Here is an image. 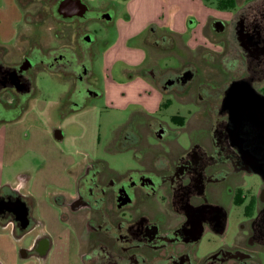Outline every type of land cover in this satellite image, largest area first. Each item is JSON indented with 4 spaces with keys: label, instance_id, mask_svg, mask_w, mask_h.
I'll use <instances>...</instances> for the list:
<instances>
[{
    "label": "flooded vegetation",
    "instance_id": "flooded-vegetation-1",
    "mask_svg": "<svg viewBox=\"0 0 264 264\" xmlns=\"http://www.w3.org/2000/svg\"><path fill=\"white\" fill-rule=\"evenodd\" d=\"M61 1L51 9L65 24L90 13L81 0L84 16L63 18L57 13ZM199 1L207 12L200 35L208 45L192 48L167 28L151 27L142 39L143 59L150 61L136 72L161 94V103L143 114L145 123L123 126L106 148L111 155L130 153L132 166L117 171L95 156L67 168L73 192L53 202L72 235L78 264H264V173L256 171L264 172V163L245 141L247 128L239 129L234 120L257 115L260 120L251 126L264 140V0ZM50 3L15 0L21 19L11 46L0 41V96L17 104L30 92L32 73L46 70L71 77L73 89L62 102L77 112L73 106L83 100L75 93L78 84L95 95L91 56L73 50L80 39L93 41L90 32L81 24L71 41L68 30L60 29L50 49L33 35H18L20 23L45 17ZM13 49L22 51L20 59L5 61ZM171 54L180 68H160L156 60ZM172 106L174 113L163 120L161 113ZM246 174L259 179L255 193L245 188ZM20 203L28 212L26 228ZM31 209L16 191L0 190V224L25 233L33 222ZM205 237L214 244L207 251ZM47 250L42 236L28 253Z\"/></svg>",
    "mask_w": 264,
    "mask_h": 264
},
{
    "label": "rangeland",
    "instance_id": "rangeland-1",
    "mask_svg": "<svg viewBox=\"0 0 264 264\" xmlns=\"http://www.w3.org/2000/svg\"><path fill=\"white\" fill-rule=\"evenodd\" d=\"M57 1L51 0L46 5L49 9L45 17L32 18L28 14L30 20L27 24L24 20L20 23L18 35L20 31L33 35L41 40L45 49H50L58 44L54 33L67 29L69 39L73 41L78 26L83 24L93 41L86 43L80 39L76 46H71L75 52L79 50L91 56L93 77L90 83L95 95L85 93L84 85L78 84L75 93L81 94L83 100H77L80 101L79 107L73 108L80 110L68 111L69 106L64 107L62 101L72 87L71 77L38 70L32 73L30 92L22 97L23 106L0 116L5 121L13 118V122L3 123L7 126L3 179L10 189L31 203L33 220L25 233L13 225L2 228L4 222L0 224V264H78L72 251V235L53 202L58 194L73 192L74 179L67 168L95 156L117 171L131 167L130 153L111 155L106 150L108 143L119 135L123 126L145 123L143 114H152L153 108L161 103V94L151 90L146 79L136 71L150 61L148 57L143 59L147 48L142 39L156 22H150L148 17L154 16L161 5L169 6L172 0H83L90 10L89 15L85 20L66 24L51 9ZM188 1L194 11L183 15L186 16V29L192 31L201 21L204 22L195 14L198 6L192 3L204 8L199 0ZM172 6L171 12L181 11V7ZM28 10L29 7L23 8L25 13ZM104 12L107 18L99 20ZM187 39L189 37L185 35L184 40ZM199 39L200 44L208 45L206 39ZM189 40L190 45L196 43ZM21 55L22 51L13 49L5 61L16 62ZM156 62L160 68H180L175 54L160 57ZM174 109L170 107L160 117L167 121ZM56 131L62 133L60 140L54 138ZM244 176L245 188L255 193L258 177ZM42 236L48 239V250L43 254L29 255L36 240ZM213 245L211 237H205L202 250L207 251Z\"/></svg>",
    "mask_w": 264,
    "mask_h": 264
},
{
    "label": "crops",
    "instance_id": "crops-1",
    "mask_svg": "<svg viewBox=\"0 0 264 264\" xmlns=\"http://www.w3.org/2000/svg\"><path fill=\"white\" fill-rule=\"evenodd\" d=\"M169 6L161 5L159 9L156 11V14L154 16H149L148 19L150 22H156L155 25L151 26L157 31L160 29L167 28L169 31H172L184 38V36H188L189 39L192 41H195L196 43L194 45H190V40L188 39V45L192 48L202 45L200 44V39L202 36L200 35V29L203 25V22L201 21L199 27L195 30L189 31L187 28V21L186 16L188 13H191V11H194L190 7V2L188 0H172L169 2ZM193 5H197L198 8L195 9L198 14V16L203 20L204 19V11L201 8V5L192 3ZM172 5H177L181 7V11L183 9V12L177 11V12H171ZM182 5V6H181ZM212 13V12H210ZM203 14V16H202ZM21 17L18 11V8L15 4V0H0V41L3 43L10 42L15 37V30L16 26L19 23ZM186 21V23H185ZM199 24V23H198ZM139 49V48H138ZM3 96H0V116H6L10 114V112H15L19 106L22 105V97L20 100H18L14 106L13 104L8 101L5 102ZM11 103V104H9ZM151 107V106H150ZM158 108V107H157ZM156 107L153 109L156 110ZM24 115V113H22ZM19 116V115H18ZM16 118H19V117ZM22 116V115H21ZM13 118L11 120L5 121L4 119L0 118V190L3 189H10L8 182L4 181L3 179V170H4V152H5V140H6V130L7 126H5L3 123H11ZM5 226H2L4 228Z\"/></svg>",
    "mask_w": 264,
    "mask_h": 264
},
{
    "label": "water",
    "instance_id": "water-1",
    "mask_svg": "<svg viewBox=\"0 0 264 264\" xmlns=\"http://www.w3.org/2000/svg\"><path fill=\"white\" fill-rule=\"evenodd\" d=\"M72 9H76V11H72ZM87 10V6L82 3L81 0H62L57 8V13L62 16L63 18H71L73 16H84L85 12ZM31 64H27L22 67L23 70H26L28 67H30ZM17 81V85L21 86V83L17 78H15ZM19 89V88H18ZM234 120L237 123V127L239 129L247 128V132L245 135V141H248L249 147L252 148L256 156L259 157V159L264 163V140L262 141V138H260V134L253 130L252 126H256L260 118L255 114H246L244 116H237L234 118ZM54 138L56 140H60L62 138V133L60 131L54 132ZM257 172L264 173L261 167H257ZM18 207L19 215L21 220L23 221V228H26L28 224V212L23 205V203H20Z\"/></svg>",
    "mask_w": 264,
    "mask_h": 264
}]
</instances>
